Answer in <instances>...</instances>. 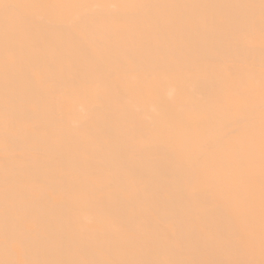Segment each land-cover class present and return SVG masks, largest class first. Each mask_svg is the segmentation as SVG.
I'll list each match as a JSON object with an SVG mask.
<instances>
[{
    "label": "bare ground",
    "instance_id": "obj_1",
    "mask_svg": "<svg viewBox=\"0 0 264 264\" xmlns=\"http://www.w3.org/2000/svg\"><path fill=\"white\" fill-rule=\"evenodd\" d=\"M0 264H264V0H0Z\"/></svg>",
    "mask_w": 264,
    "mask_h": 264
}]
</instances>
